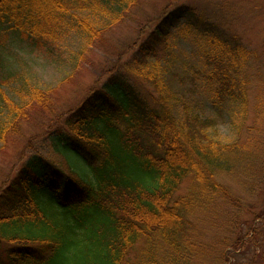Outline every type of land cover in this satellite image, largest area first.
Returning <instances> with one entry per match:
<instances>
[{
    "label": "trees",
    "instance_id": "16d2710c",
    "mask_svg": "<svg viewBox=\"0 0 264 264\" xmlns=\"http://www.w3.org/2000/svg\"><path fill=\"white\" fill-rule=\"evenodd\" d=\"M134 1L0 0V31L19 30L38 43L74 30L91 45ZM189 37L200 44L203 68L169 73L155 48ZM136 45L137 56L110 71L64 128L47 133L51 152L29 153L1 189L0 264H192L209 254L193 240L190 217L215 224L217 201L231 198L217 178L237 175L252 150L249 140L212 138L216 119L189 107L186 92L204 93L220 112L245 107L254 53L186 8L167 13ZM4 73L0 52V100ZM14 121L0 123V140ZM188 178L186 194L174 198Z\"/></svg>",
    "mask_w": 264,
    "mask_h": 264
},
{
    "label": "rangeland",
    "instance_id": "374dc122",
    "mask_svg": "<svg viewBox=\"0 0 264 264\" xmlns=\"http://www.w3.org/2000/svg\"><path fill=\"white\" fill-rule=\"evenodd\" d=\"M134 2L121 20L105 28L91 45L74 30L62 35L58 42L34 43L24 32L1 28L0 52L4 74L9 78L3 89L6 97L0 100V123L13 118L15 121L0 140V191L29 153L51 152L47 133L64 128L70 111L110 71L138 55L136 44L163 16L177 8L190 9L236 35L254 53L247 71L245 107L235 103L234 110L228 105L220 112L206 102L204 93L192 97L186 92L189 107L202 117L216 119L217 133H211L212 138L224 143L249 140L245 147L252 150V156L237 175L218 176L231 198L217 201L220 208L216 220L213 219L215 224L211 222L213 217H190L193 240L209 251L205 259L199 258L192 264H264V0ZM199 47L193 37L179 38L168 45L159 43L154 55L161 58V65L168 66L169 73L186 74L193 65L201 69L205 64ZM168 76L171 89L180 92L182 86L175 77ZM60 163L66 168L62 160ZM191 184L190 178L185 179L174 198L186 194ZM4 246L0 242V249ZM141 247V242L136 244L131 255L139 254Z\"/></svg>",
    "mask_w": 264,
    "mask_h": 264
}]
</instances>
